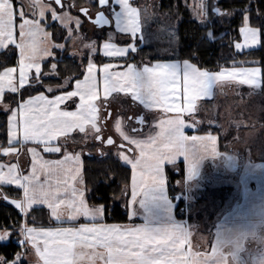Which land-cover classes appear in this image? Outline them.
Masks as SVG:
<instances>
[{"label": "snow or ice", "instance_id": "snow-or-ice-1", "mask_svg": "<svg viewBox=\"0 0 264 264\" xmlns=\"http://www.w3.org/2000/svg\"><path fill=\"white\" fill-rule=\"evenodd\" d=\"M97 3L95 19L88 8L80 9L97 27L111 26L106 12L111 9L110 15L114 14L117 12L115 6H119L116 31L125 34L128 42L120 47L113 42L116 38H107L100 51L105 57L123 59V64L107 62L98 67L92 59L97 51L96 41L85 43L83 36L73 35L70 25L75 24L78 34L81 20L68 11L58 13L45 0H21L19 8L14 0H0V107L8 113L7 146L0 147V153L4 157L17 158V163H0V188L15 186L22 190L20 197L9 199L0 192V198L14 205L26 218L24 223L0 224V247L8 249L15 244L22 249L13 255L0 254V264H221L223 246L215 243L210 255L193 252L191 231L182 226L104 223L110 209L106 201L89 203L90 189L84 183L83 150L78 152L75 148L89 140L108 146L117 143L111 136L104 139L101 124V120L113 117V112L106 110L115 105L126 104L131 111L132 106L138 104L148 112L165 114L151 125L157 131L150 134L143 130L145 115L118 112L113 117L112 127L121 141L126 142L118 144L117 156L132 170L128 202L131 220L137 205L143 207L151 193L165 186L166 166H179L182 158L191 179L200 159L219 155L217 137L211 133L186 134L185 130L193 128L194 124L186 122L184 117L200 111V101L212 99L214 89L221 83L247 85L264 95V71L258 61L252 62L256 66L234 64L231 69L221 68L219 72L202 70L191 58L137 65L130 62L132 55L138 53L137 42L147 39L140 10L131 0H97ZM55 4L64 8L62 0H55ZM208 8V0H200L196 6L197 16L202 23L211 25ZM213 11L219 16L232 14L223 13L218 7H213ZM249 11V8L243 9L239 28L241 42H236L234 47L237 52L247 49L251 54L252 50L264 47V6L258 9L254 21H250ZM48 13L51 21L67 29L66 40L74 45L79 41L82 48L89 51L83 79L77 77L74 84L71 75L58 71L62 60L57 59L55 50L62 54L66 48L65 43L58 42L62 33L47 30L54 28L47 22ZM169 35L174 39V32ZM206 37L211 41L214 33L208 31ZM82 48L75 46L71 55L83 56ZM16 53V66H8ZM57 76L63 83H56L55 87L51 82L45 83V77ZM42 87L51 93L56 89L64 91L49 98L40 91ZM6 92L17 94L12 98L14 107L3 103ZM33 92L39 94L33 95ZM128 97L130 102L123 99ZM71 105H75V110H68ZM133 120L135 123L130 130L135 135L125 130L126 121ZM208 123L215 121L209 119ZM141 135L143 139L138 138ZM25 147L31 156L27 174L19 163L21 149ZM40 148L43 153L59 154L62 158L45 159L38 151ZM125 148L134 155H127ZM88 154L91 155V151ZM127 191L126 184L120 195H126ZM39 207L48 209L54 226H38L36 216H32L31 224L28 222L29 214ZM80 218L87 223L77 225ZM186 245L188 250H185Z\"/></svg>", "mask_w": 264, "mask_h": 264}, {"label": "rangeland", "instance_id": "rangeland-1", "mask_svg": "<svg viewBox=\"0 0 264 264\" xmlns=\"http://www.w3.org/2000/svg\"><path fill=\"white\" fill-rule=\"evenodd\" d=\"M181 1L186 11H188L189 17L195 20L201 26H206V24L202 23L201 19L197 16L196 6L200 2V0ZM159 2L160 0H131L133 6L138 8L141 12V22L143 24V31L147 36V39L145 41H138L137 44L139 47H151L153 50V52L150 55L148 54L145 58L142 56H138L139 58L137 59V61L133 62L137 65H142L146 62H150L151 57L165 58L174 57L176 55V26L178 23L177 20L179 19L174 20L173 15L171 13L172 10L170 9L160 11ZM14 3L16 4L17 8H19L21 0H14ZM45 3L50 2L45 0ZM91 3H94L98 8L97 0H91ZM51 5L57 9L58 13L68 11L70 15L77 17L81 20L80 32L78 34L75 31L76 26L74 23L71 24L70 27L73 29L74 36L80 35L84 37L85 43H91V41L93 40L96 41L97 51L92 56L94 63L95 57L97 55H100L102 56V58L108 59L118 64L124 63L123 59H113L105 57L100 51L101 45L107 38H116L113 42L120 47L124 46L126 42H128V38L125 36V34L117 33L116 31V19L119 16L118 5L115 6L117 10L116 13L110 15L111 9L106 12V15H108L111 19V27L101 30L95 29L88 23H85L79 14L74 13L67 6H64V8L60 10L55 6V4L51 3ZM213 7L209 6L208 8V15L210 18H212V24L215 22L218 23L223 27L222 31L227 32L225 29V27L227 26L226 20L230 21L231 15H216L213 11ZM25 11L29 10L25 8ZM17 19L19 23V18ZM47 22L49 24L54 25V28H48V31L54 32L58 29V31L63 34V37L59 39L58 42L65 43V57L71 58L79 64H81L85 59H88V49L82 48V45L79 41H77L76 45H74L72 41L66 40L65 38L67 37V29H63L59 22L51 21L50 13L47 14ZM170 32L175 33L174 39L170 37ZM66 42H68V44ZM236 42H241L240 35L238 40L233 41V49L232 52H230L232 54V57H234L237 53L239 54L244 51H247L246 49L242 52H237L234 47ZM75 46H79L82 48L83 56L73 57L71 55L72 49ZM55 51L59 54V50ZM16 54L18 55V53ZM226 68L231 69L232 67ZM220 70L221 68L217 70L208 71L219 72ZM44 88L46 89V87ZM123 99L130 102V98ZM9 105L11 106L10 103ZM200 107L201 110L194 113L193 116L184 117L186 122L194 124L193 128L186 130L194 129L199 131H205L206 129L211 128L217 131L222 142L223 148H226L231 154H234L238 158L240 157L241 161H264V95L260 94L259 91L254 92L247 85H240L235 83L230 84L225 82L219 84L214 89V96L212 99L201 100ZM108 110L113 112V117H115L118 112H128V114L136 112L139 115L144 114L146 116L147 123V129L144 132L145 134H150L151 132L157 131L156 129L152 128L151 125L154 122H158L161 118L165 116V114L162 112H148V110L144 109L142 105L138 104L133 105L131 111H129L126 104L115 105L114 107L108 108L106 111ZM104 111L105 110L102 109V112ZM113 117L103 119L105 125V127L103 126L104 138H106L110 134L114 138H116L120 143H122L123 141H121V138L118 134H116V137L114 136L113 131L115 128L112 127ZM209 119L214 120L215 123L209 124ZM196 121H200V123L196 124ZM134 123V120L126 121V125L128 126L125 128V130L132 135L135 134L131 133L130 126L134 125ZM136 126L139 127V125ZM138 138L143 139L144 136L141 135ZM118 144L119 143H117V145ZM91 145H97L98 147L93 148L91 147ZM77 147L80 149V151L83 150V153H89V151H91L94 157L98 156V149H100L101 152L106 153L105 155L113 156L117 153V147H104L102 144L94 140H89L87 143H80ZM115 156L113 157L115 158ZM175 167L177 168L171 169L170 167H168V169L172 175L180 177L181 172H178L180 168L176 165ZM210 172L211 173H209V175H206V178L209 179L208 182H205V180L202 183L194 184L192 185V187H188L189 189L186 190L185 193H179V191L175 189V193H177V195L181 194L182 196L186 197V200L181 198L182 201L184 200L183 207L179 210L182 218L186 219L187 221L189 218V226L191 225V227L198 228L200 231L205 232L207 234L211 233L213 223L217 216L221 213L222 206H224L228 201V198L234 187V179L231 180L232 175L228 174L230 179H225L224 176H227V172L223 168L213 166ZM123 199L125 200L124 197ZM181 199L177 198V203L179 200L181 201ZM0 203H4L2 198H0ZM135 212L137 215L140 216H142L143 214L144 216L146 215L144 207H141L139 204L137 205Z\"/></svg>", "mask_w": 264, "mask_h": 264}, {"label": "trees", "instance_id": "trees-1", "mask_svg": "<svg viewBox=\"0 0 264 264\" xmlns=\"http://www.w3.org/2000/svg\"><path fill=\"white\" fill-rule=\"evenodd\" d=\"M83 2V0H79ZM210 7H218L221 12H231L230 21L226 20L225 29L227 32L222 31L223 27L218 23L211 25L201 26L195 20L189 17L188 11L182 5L181 0H160L159 10L164 11L165 9L172 10L174 20H177L176 26V40H177V51L174 57H151L150 61L156 60H184L190 59L191 62L196 63L197 67L206 70H217L222 67H233L244 66L252 67L256 66L252 62L258 61L259 66L264 71V47H260L252 50L249 54V50L242 53H237L232 57V45L233 41L239 39V28L242 25L243 20V9L249 8L250 21H254L257 16L258 9L264 6V0H208ZM97 7V6H96ZM58 31L55 30L54 34ZM208 31L214 33V39L211 41L207 40L206 34ZM224 32V33H223ZM222 40V41H221ZM223 42V43H222ZM68 44V42H66ZM66 44V45H67ZM65 52V51H64ZM64 52L57 55V59L62 60V63L58 64V71H63L72 77V83L78 77L83 75L84 67L87 64L85 59L81 64L74 61L71 58L65 57ZM153 52L152 48L139 47L138 53L133 54L130 62H135L139 58L138 56L146 57ZM193 53H195L193 55ZM17 54H14L11 62L8 66L16 65L15 61ZM107 59L97 55L95 62H106ZM48 67L50 64L45 62ZM83 65V67H81ZM2 70V68H0ZM45 71L47 68L44 69ZM67 78V77H65ZM51 82L53 86L56 83H63L59 76L56 78L45 77V83ZM69 85V89H71ZM23 91V90H22ZM40 91L46 92L44 87L40 88ZM64 91V89H56V92ZM39 92H33L36 94ZM49 94H53L49 92ZM17 94H8L5 96V102L13 104V97ZM27 98V96H25ZM10 100V101H9ZM7 116L6 112L0 111V147L7 146ZM203 132V131H199ZM84 183L87 188L90 189L88 193L89 203L107 202L110 211L106 214L104 223L106 224H126L132 222L122 205L123 199L120 195L121 189L130 183L131 170L129 167L123 165L118 159L111 155H99L97 157L87 155L84 156ZM179 176L172 175L169 169L167 170V182L169 195L177 194L175 188V181ZM1 192L9 197V199L17 198L21 196L19 190L12 187H5L1 189ZM119 197V198H114ZM121 199V200H120ZM121 201V202H120ZM184 201H178L176 211H179L183 207ZM32 216H36V224L38 226H52L55 225L49 221L48 214L45 209L39 208L29 214L27 218L28 222L32 223ZM23 216L19 213L12 204L0 203V224L5 226L16 224L17 222L23 223ZM15 251H22L18 245H11L8 249L0 247V254L13 255Z\"/></svg>", "mask_w": 264, "mask_h": 264}, {"label": "crops", "instance_id": "crops-1", "mask_svg": "<svg viewBox=\"0 0 264 264\" xmlns=\"http://www.w3.org/2000/svg\"><path fill=\"white\" fill-rule=\"evenodd\" d=\"M18 23V19H17ZM11 47V46H10ZM177 60H156L146 62L145 64H155L157 62L166 63V62H174ZM112 62L110 60H106V62H98L96 63L98 67L102 66L103 63ZM16 65H11V67H15ZM86 65L84 67L85 71ZM122 70V69H116ZM2 71V70H0ZM83 71V73H84ZM83 79V75L79 78ZM73 81L72 84H74ZM72 87V85H71ZM245 88V87H243ZM70 90V89H69ZM62 91L49 94L48 91L44 92L45 95L51 98L54 94H60ZM11 93H5V96ZM14 94V93H13ZM39 94V93H36ZM33 94V95H36ZM122 95V94H121ZM103 97L101 96V99ZM130 98V97H128ZM26 99V98H25ZM111 99V98H110ZM3 103L8 104L5 102V97ZM99 103V101H98ZM14 107V106H13ZM67 107V106H64ZM68 110H75V105H71ZM0 111L5 112L2 107H0ZM110 111V110H108ZM8 114V113H7ZM161 114V113H160ZM144 115V114H141ZM109 118V117H107ZM102 126L105 127L104 121L101 120ZM147 124V123H146ZM144 125V132L147 129V125ZM114 128V127H113ZM186 134L192 135H207L211 133L217 137V147L219 155L217 156H205L204 158L200 159L199 162L195 166V174L192 176L191 179L188 178L187 173V163L182 158L179 161V168L182 170L181 175L178 180L175 181V188L180 192H184L188 190V187H192L194 184H199L204 182H208V178L206 175L211 173V168L213 166H217L219 168H223L229 175H232L231 180H233L234 187L232 192L228 198V201L224 206H222L221 213L215 219L211 233L207 234L205 232L200 231L198 228L189 226V218L188 221L182 218L180 211H176L177 201L174 199H170L169 191H168V182H167V170L168 167L171 169H175V164L166 166V184L163 188L158 190L157 192L151 193L148 197L146 203L144 204V209L146 211V215L142 216L135 214L134 218L131 219L132 222L126 224H119V225H147L150 227H163V226H182L187 230L191 231L190 242H191V251L193 252H201L206 254H211L212 247L215 243H219L223 247L232 246L236 248L238 244H243L245 241L251 238V234L264 235V161L263 160H243L241 161L240 157L238 158L234 154H231L229 150L223 148L222 142L216 130L211 128L206 129L203 132H199V130H185ZM7 132V127H6ZM114 136L116 137V131H113ZM76 135V134H74ZM113 138L114 141L120 143L116 138L112 135H108ZM107 136V137H108ZM104 138L105 140L107 139ZM77 138L79 136L77 135ZM116 139V140H115ZM98 142V141H96ZM100 143V142H98ZM117 143L112 146H104V147H117ZM31 146V145H29ZM117 149V148H116ZM44 155L45 159H56L62 158L59 154H48L43 153L42 148L38 149ZM75 151H80L78 147L75 148ZM127 155H133L134 153L127 152V148L124 149ZM117 154V153H116ZM114 154L113 156H115ZM89 155L88 152H84L82 155V159L84 160V156ZM97 155H101V150H97ZM91 156H94L91 153ZM116 159H118L122 164L123 162L119 159L116 155ZM0 163H17V158L15 156L12 157H4L2 153H0ZM19 163L21 165L24 174H27L31 167V156L27 153V147L21 149V154L19 157ZM124 165V164H123ZM130 168V165H125ZM132 175V170H131ZM224 176L225 179L229 180L230 177ZM5 187H12L17 189L15 186H4ZM0 188V191L1 189ZM20 191L22 196V190L17 189ZM183 190V191H182ZM179 198L186 200L185 196L178 194ZM125 198V200L123 199ZM123 201L121 202L122 205L125 207V210L128 215V202L131 199V178L130 183L128 185L127 194L122 196ZM120 199V200H121ZM181 199V200H182ZM183 200V201H184ZM46 210L49 221L55 224V221L51 219L49 211L46 207H39ZM136 213V212H135ZM130 215L132 213H129ZM23 216V215H22ZM129 217V216H128ZM23 223L25 222V217L23 216ZM87 223L83 218H80L76 221L77 225ZM54 226V225H52ZM185 250H188V246H185ZM243 250V249H241ZM29 259H35L34 257H29ZM236 259H239L238 254L236 255ZM254 264V262H253Z\"/></svg>", "mask_w": 264, "mask_h": 264}, {"label": "clouds", "instance_id": "clouds-1", "mask_svg": "<svg viewBox=\"0 0 264 264\" xmlns=\"http://www.w3.org/2000/svg\"><path fill=\"white\" fill-rule=\"evenodd\" d=\"M243 249V250H241ZM238 254L239 259H236ZM264 264V235L251 234V238L236 248L224 247L221 264Z\"/></svg>", "mask_w": 264, "mask_h": 264}, {"label": "flooded vegetation", "instance_id": "flooded-vegetation-1", "mask_svg": "<svg viewBox=\"0 0 264 264\" xmlns=\"http://www.w3.org/2000/svg\"><path fill=\"white\" fill-rule=\"evenodd\" d=\"M50 3L54 4L53 2ZM63 4L64 6H67L74 13L79 14L85 23H88L89 25H91L93 28L96 29V27L89 22V18L87 16H84L83 13L80 11L81 8H88L91 17L93 18L97 10V7L94 3H91V0H83V2H79V0H69L64 2ZM69 5H73V6L69 7Z\"/></svg>", "mask_w": 264, "mask_h": 264}, {"label": "water", "instance_id": "water-1", "mask_svg": "<svg viewBox=\"0 0 264 264\" xmlns=\"http://www.w3.org/2000/svg\"><path fill=\"white\" fill-rule=\"evenodd\" d=\"M48 2H53L54 4H55V0H47ZM66 1H69V0H62V3H64V2H66ZM55 6L57 7V8H59V9H61V7L59 6V5H56L55 4ZM92 19H95V15H94V17L92 18ZM110 19V18H109ZM89 22L91 23V21L89 20ZM109 23L111 24V20L109 21ZM95 26V25H94ZM96 27V29H99V30H101V29H107V28H110L111 26H105V27H97V26H95ZM104 146H108V145H106V144H104ZM118 146V145H117ZM5 203H8L7 201H5V200H3ZM14 206V205H13ZM22 215V214H21Z\"/></svg>", "mask_w": 264, "mask_h": 264}, {"label": "built area", "instance_id": "built-area-1", "mask_svg": "<svg viewBox=\"0 0 264 264\" xmlns=\"http://www.w3.org/2000/svg\"><path fill=\"white\" fill-rule=\"evenodd\" d=\"M174 197H176V196H174ZM169 198H172V197L170 196Z\"/></svg>", "mask_w": 264, "mask_h": 264}]
</instances>
